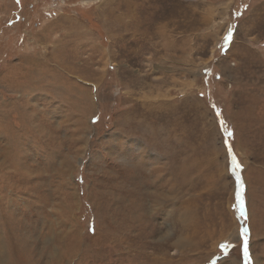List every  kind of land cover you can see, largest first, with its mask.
Returning a JSON list of instances; mask_svg holds the SVG:
<instances>
[{
  "label": "rangeland",
  "instance_id": "1",
  "mask_svg": "<svg viewBox=\"0 0 264 264\" xmlns=\"http://www.w3.org/2000/svg\"><path fill=\"white\" fill-rule=\"evenodd\" d=\"M0 264H264V0H0Z\"/></svg>",
  "mask_w": 264,
  "mask_h": 264
},
{
  "label": "snow or ice",
  "instance_id": "2",
  "mask_svg": "<svg viewBox=\"0 0 264 264\" xmlns=\"http://www.w3.org/2000/svg\"><path fill=\"white\" fill-rule=\"evenodd\" d=\"M244 253H245V257H247V256H248V247H247V243H245Z\"/></svg>",
  "mask_w": 264,
  "mask_h": 264
}]
</instances>
